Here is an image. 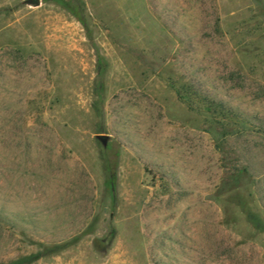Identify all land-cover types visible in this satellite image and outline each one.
<instances>
[{"label":"rangeland","instance_id":"rangeland-1","mask_svg":"<svg viewBox=\"0 0 264 264\" xmlns=\"http://www.w3.org/2000/svg\"><path fill=\"white\" fill-rule=\"evenodd\" d=\"M0 264H264V0H0Z\"/></svg>","mask_w":264,"mask_h":264},{"label":"crops","instance_id":"crops-1","mask_svg":"<svg viewBox=\"0 0 264 264\" xmlns=\"http://www.w3.org/2000/svg\"><path fill=\"white\" fill-rule=\"evenodd\" d=\"M193 132L195 133V130H193ZM178 133H180V131H178ZM190 133L192 134V131H190ZM191 134H190V136H194V139H193V141L190 140V143L193 142L194 144H196V134L195 135H191ZM180 142H179V144L182 145V143H180ZM129 152L134 157L135 156L138 157L139 155H141V157H143V158H145L147 160H149V159H157L158 158V154H157V157L150 156L148 153L139 152L138 150H135L133 145H132V149L129 150ZM166 155L167 154L165 152H163L162 153V158L165 159ZM182 156L183 155H182V151H181V152H179V155H178L179 161H181ZM69 159H68L69 160L68 161L69 166H72L74 170H77L79 172V174L83 175V177L86 179L85 183L86 184L89 183V185L93 184L94 183V181H93L94 176L91 173V171L89 170V168L86 166V164L82 161V158L80 156L76 155V156H70Z\"/></svg>","mask_w":264,"mask_h":264},{"label":"water","instance_id":"water-1","mask_svg":"<svg viewBox=\"0 0 264 264\" xmlns=\"http://www.w3.org/2000/svg\"><path fill=\"white\" fill-rule=\"evenodd\" d=\"M26 3H28L32 6H38L40 4V0H26ZM96 137L102 142L103 145H105L111 136L110 135L97 134Z\"/></svg>","mask_w":264,"mask_h":264}]
</instances>
